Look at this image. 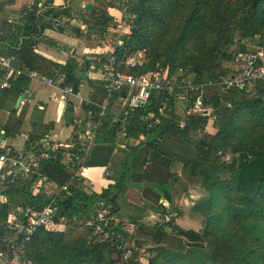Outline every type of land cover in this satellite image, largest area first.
Listing matches in <instances>:
<instances>
[{"label":"trees","instance_id":"16d2710c","mask_svg":"<svg viewBox=\"0 0 264 264\" xmlns=\"http://www.w3.org/2000/svg\"><path fill=\"white\" fill-rule=\"evenodd\" d=\"M53 1L23 4L15 12L17 19L11 20V7L18 5L17 0H0L2 54L15 56L26 72L40 79L54 72L65 75L62 86H71L76 92L79 84L87 81L91 101L103 104L108 90L104 76L95 74L99 63H81V56L75 53L61 61L40 49L43 44L56 45L46 31L58 21L67 20V27L72 26L71 8L48 6ZM82 10L92 18L82 33L98 40L100 46L116 44L118 36L109 34L107 28L122 18L119 9L110 0H95L92 12ZM128 22L131 31L116 54L122 71L151 76L159 69H182L193 81L206 84L207 91L220 76L241 73V53L252 49L232 41L228 32L238 31L249 39L260 35L264 45V0H132ZM100 46L88 55L105 62L108 53ZM129 56L138 57L143 65L126 66ZM33 81L20 77L9 88L0 89V113L9 111L6 121L0 120L4 143L23 132L27 144L37 142L56 128L55 121L44 120L42 101L28 117ZM21 96L24 102L16 109ZM191 97L193 102L198 95ZM162 98L154 93L149 103L135 112L139 118L125 138L120 125L112 123L114 113L109 111L89 160L81 165L83 181L75 180L68 198L60 202L57 222L64 219L65 226L41 228L29 246L28 257L34 264H121L114 258V246L96 244L92 239L90 223L100 209L144 249L135 253L130 264H264V82L235 92L228 98L233 108L222 106L210 128L206 112L190 108L184 113L175 99L162 106ZM203 100L219 103L215 96ZM82 109L84 116L88 103L82 104ZM78 116L71 102L63 112L65 126L71 128ZM93 116L97 119L96 111ZM68 140L71 142H64L68 146L58 142V152L72 156V165L82 141L75 133H70ZM8 148L11 154L15 152L12 146ZM117 155L122 157L123 171L107 175V167ZM40 174L45 180L37 197L48 186L70 183L74 175L69 165L46 160L41 161ZM88 180L103 183L98 186L101 191L90 194ZM146 185H151L150 190ZM9 186L0 192L2 219L11 218L19 199L22 206L34 204L32 183ZM153 186L160 188L161 196L151 193ZM195 187L204 198L184 213L181 205ZM170 213L175 215L165 222ZM155 214L158 216L150 218Z\"/></svg>","mask_w":264,"mask_h":264},{"label":"built area","instance_id":"2783aa9c","mask_svg":"<svg viewBox=\"0 0 264 264\" xmlns=\"http://www.w3.org/2000/svg\"><path fill=\"white\" fill-rule=\"evenodd\" d=\"M110 2L119 9L122 15V18L112 25V31L118 36L116 44L108 45L109 52L105 62L96 55L83 53L81 56V63L92 61L100 64L108 90V97L103 104L97 105L91 101L90 97L83 96L81 91L85 88L84 82L79 84V92H76L71 86H62L65 75H60L58 72L40 79L35 73L26 72L15 56H4L2 54L5 48L3 45L0 48V89L9 88L12 82L18 78L28 76L34 81H42L45 87L51 88L50 95L60 103L62 108L58 112L60 118L63 117L67 105L73 103V98L79 99L81 105L88 103L89 106L84 116H78L71 127L72 135L77 134L82 141L79 154L74 157L75 162L72 165L69 163L72 156L63 157L58 152V141L49 134L40 141L28 144L25 142L21 148L11 144L7 145L0 139V192L6 191L10 187L9 185L20 184V182L32 183L31 196L34 197V204L27 207L22 206L23 202L19 199L15 211L12 210L11 218H0V264H34L28 257L29 246L41 228L57 226V214L61 209L60 202L68 198L70 185L75 180L80 183L83 181L81 165L89 160L103 122L109 117V111L114 113L111 119L112 123L120 125L122 137L125 138L132 132L133 125L139 118L135 112L141 107H145L154 93L162 94V106L167 107L168 103L175 99L177 107L184 113L190 108L198 113L206 112L209 118L207 128H210L217 122L220 116L219 109L222 106L228 109L233 108L234 105L228 98L235 92L248 91L255 83L264 82V63H261L264 56V45L260 41L261 36L257 35L249 39L238 31L228 32L232 41L252 49L241 53L243 62L241 73L236 76L222 75L215 82L211 89L213 92L211 95L217 98L219 104L203 100L210 95L207 85L197 83L191 77H187L185 70L168 72L159 69L151 76H136L122 71L116 54L118 48L123 45L125 35L131 31L128 16L132 0H110ZM40 6L43 7L42 4ZM48 6L52 5L48 4ZM44 8L47 9V6L44 5ZM63 23L64 21H58L56 25L65 27ZM58 46L61 47L60 51L62 48L65 49L67 57L72 55L73 49L70 47L60 43ZM125 65L129 67L142 66L143 61L136 56H129ZM55 91L58 93L55 94ZM191 95H198V98L191 102ZM95 111L98 114L97 119H94L93 116ZM182 127H184V123H182ZM140 137L144 138L142 135ZM9 146L15 148L13 154L10 153ZM44 160L54 164L62 162L69 165V170L74 175L70 183L59 188L48 186L45 192L37 197L40 185L45 180L40 174L41 161ZM19 211L20 216L18 215ZM174 215V213L168 214L164 221L169 222ZM157 216L155 214L150 218ZM90 226L94 243L114 246L121 264H130L135 253L144 251L123 232L122 226L107 217L104 209L98 211Z\"/></svg>","mask_w":264,"mask_h":264},{"label":"rangeland","instance_id":"374dc122","mask_svg":"<svg viewBox=\"0 0 264 264\" xmlns=\"http://www.w3.org/2000/svg\"><path fill=\"white\" fill-rule=\"evenodd\" d=\"M62 1L63 0H55V1H53L51 3L52 7H62L63 8V6L61 4ZM85 1L87 2L89 0H67L66 1L70 5V8H71V15H72V17H71L72 18V20H71L72 26L71 27L66 28L67 27V20H64V23H65L66 27H61L60 25H56V26L48 29V32L51 33V35L47 34V31H46V34L49 37H52V38L56 37V38H60V39L61 38L64 39L65 38L64 36L68 35V33L70 32L73 35V36H71L72 38L70 40L72 42H75L76 44H71L70 45L69 42H67V43L65 42L64 43L63 41H58V40H56V38H54L56 40V42H57L56 45L55 46H49L47 44H43L42 46H40V49H41L42 52L43 51H47L48 49H51V53L54 54V56L56 58L62 59L63 57H66V59H67V58H70L72 55L67 57L68 54L65 52V49L62 48V50L60 51L61 47L58 46V43L65 44V46H68L71 49H73V48L76 49V51H74L73 53H75V54H77L79 56H82L84 52H85V54H88L89 52H91V51H93L95 49H100L99 48L100 43L98 42V40H96L95 38H90L89 39L84 33H82L84 31H86L87 24L92 20V18L89 16V14L85 13L82 10L83 7H82L80 2H85ZM32 2H33V0H17L18 5H16L15 7H11V8H13V12H14L12 14V16H11V20L17 19V16H15V12H16V10L21 8V5L26 4V3H32ZM90 2L95 4V2L92 1V0H90ZM107 32L109 34H112L113 33L112 27L107 28ZM105 48L109 49L108 46H105ZM106 51H107V53L109 52V50H106ZM43 53L45 54L46 52H43ZM58 54L60 55V57H58ZM66 59H62V60L65 61ZM263 60H264V56H263ZM98 71H99V73H98ZM95 74L97 76H99V77L103 76L100 67L96 68ZM50 90H51V88L45 87V85L43 84L42 81H33L32 82V84L30 86V92L35 97L30 102L31 103V108H30L28 117H30V115H31V112H32L33 107H34V104L38 100H45L46 102L49 103V105H47L45 102L42 101L45 104V107H46V111H45L46 112L45 113L46 116L44 115V119L50 120V122L54 119L53 116H55V114L52 113V108L56 107L55 109H57L58 102L50 95V93H49ZM211 91H210V95L209 96H212L211 94L213 92H211ZM57 93L58 92L55 91V94H57ZM87 94H88L87 91L83 92L84 96H86ZM73 100H74V102L77 105H81V102H80L79 99L73 98ZM40 102L41 101H39L37 103V105L40 104ZM214 104H216V102ZM8 112L9 111L6 110L3 113V115H2L3 119L7 118ZM51 113H52V115H51ZM77 113L81 114V110H78ZM69 130L71 132V129H69ZM26 140H27V134L25 132H23L22 135H19L16 138H12V139L7 140L6 144L7 145L15 144L17 146H20V148H21L25 144ZM122 140H124V139H122ZM63 145L64 146H68V144H66L64 142H63ZM86 185H87V188H88V191H89L90 194L97 193V192L101 191V189L98 187L100 185L95 186L94 184H92V182L90 180L87 181ZM101 186H103V183H101ZM146 187H147L148 190H150L151 185L150 186L146 185ZM153 188H154V190L151 193L153 195H160L161 196L160 188H157V186H155V187L153 186ZM202 198H204L202 191L198 187L193 188L190 191L189 197L181 205V209L180 210L183 211L184 213H186L187 210L189 211ZM20 200H22V199H20ZM160 202H162V201H160ZM165 204H167V202ZM187 220H188V218H187ZM64 226H65L64 219H61V220H59V222H58L57 226H55V228L62 229ZM127 228H128V230H131L132 226L130 224H128Z\"/></svg>","mask_w":264,"mask_h":264},{"label":"crops","instance_id":"0c3cea01","mask_svg":"<svg viewBox=\"0 0 264 264\" xmlns=\"http://www.w3.org/2000/svg\"><path fill=\"white\" fill-rule=\"evenodd\" d=\"M67 0H63L62 1V6H63V8H67V7H70V5L66 2ZM92 1H95V0H92ZM81 3V5H82V7L83 8H85V6L88 4V3H90V0L89 1H85V2H80ZM79 7V6H78ZM91 22V21H90ZM67 28H69V27H67ZM47 34H49V35H51V33H49L48 32V30H47ZM71 36H73L72 35V33H68V35H65L64 37V39H60V38H56V37H54V38H56V40H58V41H63L64 43L66 42H69L70 43V45L71 44H76L75 42H72L70 39L72 38ZM4 46V45H3ZM2 45H0V48H2L3 47ZM74 47V46H73ZM72 47V48H73ZM101 48H102V50H103V52H106L107 53V51L106 50H109V49H106L104 46H100ZM47 50V49H46ZM74 51H76V49H74L73 48V52ZM43 52H46L45 54H47V55H49V56H51V57H53V58H56L55 56H54V54H52L51 53V49H48L47 51H43ZM73 52H72V55H73ZM85 53V52H84ZM58 57H60V55L58 54ZM56 59H58V58H56ZM62 59H66V57H63ZM62 59H58V60H61V61H63ZM98 73H99V71H98ZM84 83H85V88L81 91L82 92V94H83V92L84 91H87L88 92V94L85 96V97H91L90 95H91V91H92V89H91V87L89 86V84H88V82L87 81H84ZM33 97H35L34 95H32ZM84 96V95H83ZM39 101H43V102H45L47 105H49V103L48 102H46L45 100H38L35 104H34V107L37 105V103L39 102ZM24 102V101H23ZM58 102V101H57ZM73 103H74V106H75V110L76 111H78V110H81V114H79V116H82L83 115V109H82V105H77L75 102H74V100H73ZM48 107V106H47ZM119 107V106H118ZM56 108V107H55ZM55 108H52V113L53 114H55V116H53V120L52 121H55L56 122V128H55V130H53V131H51L50 133H49V135L53 138V139H55L56 141H58V142H70L69 140H68V138H69V136H70V130L69 129H71L70 127H68V126H65V124H64V122H63V119L62 118H60V116H58V112L59 111H61V105H60V103L58 102V106H57V109H55ZM5 111H3V112H1L0 113V120L1 121H6V119L8 118V116H9V112H8V115H7V118L6 119H3V113H4ZM46 113V112H45ZM52 113H51V115H52ZM50 114V113H49ZM45 116H46V114H45ZM46 122H50V120H46V119H44ZM13 145H15V144H13ZM15 146H17V145H15ZM18 147V146H17ZM121 162H122V157H120V156H116V157H113L112 158V160L110 161V163H109V165H108V167H107V171L108 172H122L123 171V167H122V164H121ZM92 184H94L95 186H97V184H95V183H92ZM100 186H101V183L99 184Z\"/></svg>","mask_w":264,"mask_h":264},{"label":"water","instance_id":"95a60500","mask_svg":"<svg viewBox=\"0 0 264 264\" xmlns=\"http://www.w3.org/2000/svg\"><path fill=\"white\" fill-rule=\"evenodd\" d=\"M85 8H86V10L88 12H92L94 10V3H91V2L88 3L85 6ZM92 33H94V30H92ZM23 100H24V97L23 96L19 97V99L17 100V103H16V109H19L21 107V104H22ZM114 258H115V260H118L119 261L118 254L115 253Z\"/></svg>","mask_w":264,"mask_h":264},{"label":"clouds","instance_id":"9594fccd","mask_svg":"<svg viewBox=\"0 0 264 264\" xmlns=\"http://www.w3.org/2000/svg\"><path fill=\"white\" fill-rule=\"evenodd\" d=\"M95 2V1H94ZM49 4H51V3H49ZM52 5V4H51ZM94 6H95V4H94ZM57 24V23H56ZM63 24H65V23H63ZM65 27H66V25H65ZM67 28V27H66Z\"/></svg>","mask_w":264,"mask_h":264}]
</instances>
